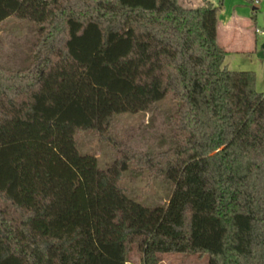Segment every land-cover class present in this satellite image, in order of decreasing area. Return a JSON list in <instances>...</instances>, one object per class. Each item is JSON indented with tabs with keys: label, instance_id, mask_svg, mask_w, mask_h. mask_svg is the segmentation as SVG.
<instances>
[{
	"label": "trees",
	"instance_id": "16d2710c",
	"mask_svg": "<svg viewBox=\"0 0 264 264\" xmlns=\"http://www.w3.org/2000/svg\"><path fill=\"white\" fill-rule=\"evenodd\" d=\"M203 1L0 0V25L34 26L19 61L0 54V264H128L134 246L143 264H264V92L225 65L224 0ZM138 113L161 122L149 153L80 154L79 131ZM137 157L165 206L123 187Z\"/></svg>",
	"mask_w": 264,
	"mask_h": 264
},
{
	"label": "rangeland",
	"instance_id": "374dc122",
	"mask_svg": "<svg viewBox=\"0 0 264 264\" xmlns=\"http://www.w3.org/2000/svg\"><path fill=\"white\" fill-rule=\"evenodd\" d=\"M220 1L209 0L214 6H219ZM179 2L189 9L205 5L203 0H179ZM260 3L259 5L255 1L224 0L221 19H224L226 15L235 14L248 19L254 30L253 18L257 14L258 28L264 29V1ZM33 29L34 26L31 23L15 18L0 25V54L7 58L15 53L18 57L16 60L19 61L34 33ZM259 63L264 64V60ZM258 77L257 91L263 93V78L261 74H258ZM167 100L159 105L161 110L172 106ZM152 117V113L121 114L113 119L110 129L104 133L79 131L76 137L78 151L82 155L90 154L96 157L103 170L122 162L128 153L130 156H133V153L147 154L154 145V137L160 135L161 122H158L157 129H155ZM128 167L129 171L124 173L122 185L128 191L129 197L147 207L165 206L168 203L172 188L163 177L152 170L140 157L128 162ZM158 258L159 264H208L207 257L194 255L171 254L159 255ZM128 261V264H143L142 255L136 246L130 252Z\"/></svg>",
	"mask_w": 264,
	"mask_h": 264
},
{
	"label": "crops",
	"instance_id": "0c3cea01",
	"mask_svg": "<svg viewBox=\"0 0 264 264\" xmlns=\"http://www.w3.org/2000/svg\"><path fill=\"white\" fill-rule=\"evenodd\" d=\"M221 13L218 23V43L227 53L225 65L230 71L254 72L257 77L261 74L264 82V64L259 63L264 60V52L261 53L264 35L257 33L258 30L264 32V29L258 28V15L255 14L253 18L255 23L253 30L248 19L235 14L226 15L224 19H221Z\"/></svg>",
	"mask_w": 264,
	"mask_h": 264
},
{
	"label": "built area",
	"instance_id": "2783aa9c",
	"mask_svg": "<svg viewBox=\"0 0 264 264\" xmlns=\"http://www.w3.org/2000/svg\"><path fill=\"white\" fill-rule=\"evenodd\" d=\"M260 1H261V0H255V3H256V4H259ZM257 33H258V34H262V35H264V32H261V31H259V30L257 31Z\"/></svg>",
	"mask_w": 264,
	"mask_h": 264
},
{
	"label": "water",
	"instance_id": "95a60500",
	"mask_svg": "<svg viewBox=\"0 0 264 264\" xmlns=\"http://www.w3.org/2000/svg\"><path fill=\"white\" fill-rule=\"evenodd\" d=\"M264 52V46H263V49H262V52L261 53H263ZM261 55H263V54H261Z\"/></svg>",
	"mask_w": 264,
	"mask_h": 264
}]
</instances>
